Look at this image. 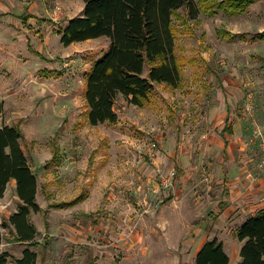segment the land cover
I'll use <instances>...</instances> for the list:
<instances>
[{
	"label": "rangeland",
	"instance_id": "374dc122",
	"mask_svg": "<svg viewBox=\"0 0 264 264\" xmlns=\"http://www.w3.org/2000/svg\"><path fill=\"white\" fill-rule=\"evenodd\" d=\"M256 1L244 13L197 20L181 7L172 18L181 86L155 83L143 106L119 94L118 120L97 125L86 117L85 80L110 40L64 46L58 36L83 0H13L21 17L0 6V125L19 123L24 133L40 206L29 216L37 244L2 230L7 264L27 247L35 264H174L192 227L216 222L217 204L231 197L227 183L244 181L240 209L253 199L264 182V0ZM9 14L23 28L14 30ZM171 169L174 185L161 188L160 174ZM19 201L9 182L0 223Z\"/></svg>",
	"mask_w": 264,
	"mask_h": 264
},
{
	"label": "trees",
	"instance_id": "16d2710c",
	"mask_svg": "<svg viewBox=\"0 0 264 264\" xmlns=\"http://www.w3.org/2000/svg\"><path fill=\"white\" fill-rule=\"evenodd\" d=\"M254 0H83L84 9L58 30L64 46L106 36L109 47L94 61L86 74L84 97L86 117L91 125L116 122L114 109L119 94L137 106L149 101L155 83L178 88L183 82V63L176 53L177 37L172 18L187 6L189 18L197 20L200 13L209 16L223 11L228 15L244 13ZM148 69V71H147ZM147 72V75H146ZM4 101L0 99V117ZM24 133L18 124L0 127V198L9 182L16 181L18 211L0 223V243L5 239L3 229L12 238L37 244L38 231L30 222L37 212L38 183L36 173L22 147ZM57 156L49 163L57 162ZM53 203V207L74 205ZM237 237L243 241L240 264H264V209L249 217L240 226ZM11 238V239H12ZM48 237L46 247H48ZM27 247L16 264H35L37 252ZM7 255H0V264H7ZM195 264H229L223 242L217 237L207 240L196 254Z\"/></svg>",
	"mask_w": 264,
	"mask_h": 264
},
{
	"label": "crops",
	"instance_id": "0c3cea01",
	"mask_svg": "<svg viewBox=\"0 0 264 264\" xmlns=\"http://www.w3.org/2000/svg\"><path fill=\"white\" fill-rule=\"evenodd\" d=\"M254 1H256V0H254ZM12 4H13V0H0V6L4 7L3 9L6 8L7 9L6 11H10V12L12 11L15 14L17 13V16H20L21 14H19L18 12H15L14 10L11 9ZM8 17H12V18H15L17 20V22H13V23H16V25H17V26H15L16 27L15 29L13 28L14 30L19 29V28H23L22 22H24V20H20L19 17H16L14 15L12 16V14H9ZM31 21H30V23L32 24ZM44 27H45V25H44ZM25 30H26V34L25 33L24 34L26 36L29 35L30 30L27 28H25ZM58 36H59V34H58ZM29 38H30V36L26 37V40H29ZM30 48H32L31 45H28L27 49L29 51L31 50ZM32 50L31 51L34 52L36 55L42 56L41 53L38 52L37 50H34L33 48H32ZM14 124H19V123H14ZM2 125L3 124H1L0 127ZM10 125H12V124H10ZM226 129L227 128H224L223 131ZM230 131H232V130L230 129ZM10 182L12 183V185L16 189V181L14 179H12ZM243 183H244V181L238 182V181H235V179H232V181L230 182L229 185L227 183V186H229V193H230L231 197L229 198V200L225 199L224 201H220L217 204V208H219L220 212L216 213V215H215V217L217 216L216 222L212 223L211 227H209L208 229H205L204 227L198 228V226H196V227L193 226L192 227L193 229L191 230L192 232L186 236L187 243H186L185 247L180 248L179 253L177 252V256L175 257V259H177V260L174 262V264H179V263L183 264V262L186 260L189 261V264H195L196 254L199 251V249L201 248V246L207 240H210L214 237H217L220 241L223 242L224 250L227 253V255L229 256V264H240V262H241L240 249L242 247L243 241H241L237 237L239 228L244 223V221L246 219H248L249 217L255 216L259 210L264 209V200H262L261 203H258V202L254 203L253 202L257 198L264 196V182L262 184H260V187H261L260 191L259 190L252 191L254 193L251 196L253 199H251L250 201L245 200V198L242 199L243 204H246V206L242 207L241 209L239 208L240 205L237 204L238 203L237 199H239L243 195V193H242ZM246 199H250V198L246 197ZM247 201H249V202H247ZM211 211H214V210L211 209ZM233 212H236V213H234V215H232ZM182 241H183V239H182Z\"/></svg>",
	"mask_w": 264,
	"mask_h": 264
},
{
	"label": "built area",
	"instance_id": "2783aa9c",
	"mask_svg": "<svg viewBox=\"0 0 264 264\" xmlns=\"http://www.w3.org/2000/svg\"><path fill=\"white\" fill-rule=\"evenodd\" d=\"M261 167H264V161L260 164ZM176 172L174 169L169 170L160 174V187L161 188H170L174 185Z\"/></svg>",
	"mask_w": 264,
	"mask_h": 264
}]
</instances>
